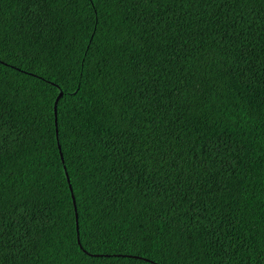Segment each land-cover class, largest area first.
Instances as JSON below:
<instances>
[{
  "label": "trees",
  "instance_id": "trees-1",
  "mask_svg": "<svg viewBox=\"0 0 264 264\" xmlns=\"http://www.w3.org/2000/svg\"><path fill=\"white\" fill-rule=\"evenodd\" d=\"M0 264H264V0H0Z\"/></svg>",
  "mask_w": 264,
  "mask_h": 264
},
{
  "label": "clouds",
  "instance_id": "clouds-1",
  "mask_svg": "<svg viewBox=\"0 0 264 264\" xmlns=\"http://www.w3.org/2000/svg\"><path fill=\"white\" fill-rule=\"evenodd\" d=\"M57 125V124H56ZM56 128H57V126H56ZM57 134H58V132H57ZM56 134V135H57ZM59 145V144H58ZM60 146V145H59ZM59 148V147H58ZM61 158V157H60ZM63 159V157L61 158V160ZM63 161V160H62ZM64 169H65V174H66V168L64 167ZM67 176V175H66ZM67 179H68V177H67ZM69 183V182H68ZM69 188H70V191H71V194H72V202H73V206H74V209H75V211H76V205H75V198H74V196H73V192H72V188H71V185H70V183H69ZM75 223H76V230H77V241L79 242V235H78V219H77V213L75 212ZM145 259V258H144Z\"/></svg>",
  "mask_w": 264,
  "mask_h": 264
},
{
  "label": "water",
  "instance_id": "water-1",
  "mask_svg": "<svg viewBox=\"0 0 264 264\" xmlns=\"http://www.w3.org/2000/svg\"><path fill=\"white\" fill-rule=\"evenodd\" d=\"M62 96V92H60L59 94H58V96L56 97V99H55V102H54V121H55V125L57 124V118H56V112H57V102H58V100H59V98ZM56 134H57V128H56ZM58 147H59V150H60V146L58 145ZM60 156H61V158H62V154H61V152H60ZM63 160V159H62ZM65 167V166H64ZM66 175H67V173H66Z\"/></svg>",
  "mask_w": 264,
  "mask_h": 264
},
{
  "label": "snow or ice",
  "instance_id": "snow-or-ice-1",
  "mask_svg": "<svg viewBox=\"0 0 264 264\" xmlns=\"http://www.w3.org/2000/svg\"><path fill=\"white\" fill-rule=\"evenodd\" d=\"M69 183H71V178H69Z\"/></svg>",
  "mask_w": 264,
  "mask_h": 264
}]
</instances>
